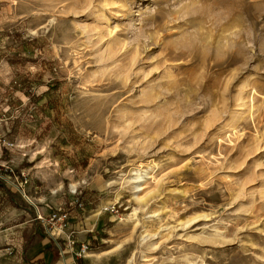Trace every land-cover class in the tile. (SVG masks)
Listing matches in <instances>:
<instances>
[{
	"label": "rangeland",
	"instance_id": "rangeland-1",
	"mask_svg": "<svg viewBox=\"0 0 264 264\" xmlns=\"http://www.w3.org/2000/svg\"><path fill=\"white\" fill-rule=\"evenodd\" d=\"M0 116V264H264V0H0Z\"/></svg>",
	"mask_w": 264,
	"mask_h": 264
},
{
	"label": "built area",
	"instance_id": "built-area-1",
	"mask_svg": "<svg viewBox=\"0 0 264 264\" xmlns=\"http://www.w3.org/2000/svg\"><path fill=\"white\" fill-rule=\"evenodd\" d=\"M3 121V117L0 116V124L1 122ZM0 146H1V149L2 147L3 148H8V147H17V143L16 141L15 142H12V141H9L7 138H6V134L3 133V132H0ZM2 152V150H1ZM9 164H7V162H5L4 164H2V167H5V169H7L9 166H7ZM8 169H11V168H8ZM1 176V175H0ZM2 177V176H1ZM75 203L78 204V206L80 208H82V203L81 201L79 200H74ZM68 212H65L63 210H60L59 212H53L51 215H50V221H53V222H58V226L61 230H64L65 228L68 227L69 225V214H67ZM72 235V233H70V235H68V238H69V243L71 245H74L76 244V250L74 251V254L76 256H81L85 251L86 249L88 248V243L87 242H84V243H79L77 245L76 241L74 240V238L72 239L70 236ZM71 240V241H70ZM69 244V245H70Z\"/></svg>",
	"mask_w": 264,
	"mask_h": 264
},
{
	"label": "crops",
	"instance_id": "crops-1",
	"mask_svg": "<svg viewBox=\"0 0 264 264\" xmlns=\"http://www.w3.org/2000/svg\"><path fill=\"white\" fill-rule=\"evenodd\" d=\"M5 162H7V160L2 157V159H0V163L4 164ZM75 215L76 214L73 213L71 216L74 221L76 219ZM49 245H51L52 247H50L49 249H45ZM30 253H32L30 261L34 262L35 264H62L63 261L60 257V252L57 251L55 246L49 240L36 241L35 244L32 245ZM67 257L69 256L63 257L64 260L67 259Z\"/></svg>",
	"mask_w": 264,
	"mask_h": 264
},
{
	"label": "bare ground",
	"instance_id": "bare-ground-1",
	"mask_svg": "<svg viewBox=\"0 0 264 264\" xmlns=\"http://www.w3.org/2000/svg\"><path fill=\"white\" fill-rule=\"evenodd\" d=\"M138 171L139 170H137V168H130L129 169V179H128V181L129 180H134V182H136L135 181V179H137V178H139L140 177V174L138 173ZM147 172H145V174H146ZM112 181H110L109 183H111ZM132 182V181H131ZM72 188L73 187H75L76 186V184L75 183H71V185H70ZM25 197L29 200V201H31L32 202V199L30 198V197H28V196H26L25 195ZM135 197H136V199H137V201H138V204H139V206H141V204L142 205H144L145 204V199H144V197H143V195L142 196H139L138 194H136L135 195ZM139 206H135V207H133V209H132V211L130 212V216H134V215H136V213L138 212V208H139ZM188 221H190V220H187L185 223H187Z\"/></svg>",
	"mask_w": 264,
	"mask_h": 264
},
{
	"label": "trees",
	"instance_id": "trees-1",
	"mask_svg": "<svg viewBox=\"0 0 264 264\" xmlns=\"http://www.w3.org/2000/svg\"><path fill=\"white\" fill-rule=\"evenodd\" d=\"M18 118H17V120H15L14 121V125H13V127H16V125H17V123H18ZM50 247H52L51 245H49V246H47V248H45V249H49Z\"/></svg>",
	"mask_w": 264,
	"mask_h": 264
}]
</instances>
